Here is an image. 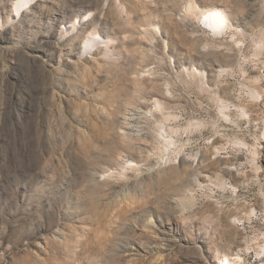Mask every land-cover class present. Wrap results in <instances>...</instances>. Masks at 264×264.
Masks as SVG:
<instances>
[{
    "label": "rangeland",
    "instance_id": "1",
    "mask_svg": "<svg viewBox=\"0 0 264 264\" xmlns=\"http://www.w3.org/2000/svg\"><path fill=\"white\" fill-rule=\"evenodd\" d=\"M13 1L0 264H264V0H34L15 23Z\"/></svg>",
    "mask_w": 264,
    "mask_h": 264
},
{
    "label": "bare ground",
    "instance_id": "2",
    "mask_svg": "<svg viewBox=\"0 0 264 264\" xmlns=\"http://www.w3.org/2000/svg\"><path fill=\"white\" fill-rule=\"evenodd\" d=\"M33 2H34V0H14L13 1V3H12L13 11L16 13L15 15L17 17V18H14V20H15L14 23L16 22L17 19H18V21L20 20L19 17L24 12H28V13L33 12L32 11V7H33V4H34ZM202 20H203L204 25L206 27L208 26L215 35H218L220 37H221V35L227 34L233 28V24L230 22L226 12L223 9L218 8V7H211L209 9V11L205 14V16L202 17ZM19 23H21V21ZM73 29H74L73 27H70V28L65 27V30L67 32H70ZM262 34H263V36L261 35L262 37H260V40L257 41V43H256L257 46H258L257 47V51H256V55L257 56L262 55V53L264 52V33H262ZM101 41L103 43H106V40L103 39L100 36L99 33L95 32V31L88 32V35L86 36V41L84 42V46L83 47L86 50V52L87 51L91 52L92 50H94L97 46H99L102 43ZM251 95H252V98L254 100H258V99H260L263 96L262 93L259 92L258 90H252ZM229 108L230 107L226 105V106H223L222 109H221V113L223 114L225 119L230 118V115H228L227 112H226V110L229 109ZM243 115H248L245 110H243ZM170 118H171V116H170ZM162 137L165 139V135H162ZM242 144H244V143L242 142ZM179 153L180 152L178 151L177 154H179ZM252 153L254 155H257L258 151L255 149ZM253 162H255V158L253 159ZM257 171H258V169H257ZM221 186H222V188L224 190L226 189V185L225 184L222 183ZM254 214H255V211L252 210V215H254ZM257 244H259V245L256 248L260 249V251L257 252V255H258V258H259V256L262 254L261 252L264 251V242H263V244H261V242H258ZM251 248L252 247H248L247 250L249 251V249H251ZM237 261H241V256H240L239 253H237V257L234 258V259L229 258V257H224L223 259H221L219 261V264H238ZM240 264H244V263L241 262Z\"/></svg>",
    "mask_w": 264,
    "mask_h": 264
}]
</instances>
